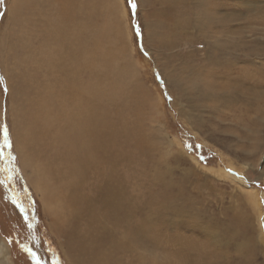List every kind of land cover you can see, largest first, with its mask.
I'll return each instance as SVG.
<instances>
[{"label": "rangeland", "instance_id": "obj_1", "mask_svg": "<svg viewBox=\"0 0 264 264\" xmlns=\"http://www.w3.org/2000/svg\"><path fill=\"white\" fill-rule=\"evenodd\" d=\"M51 1L55 7L50 0H0V240L10 250L6 259L0 255V264H76L71 239L51 227L62 214L56 218L49 207H63L64 196L49 205L33 188L28 177L36 182L45 163L35 157L30 162L18 146L24 137L18 122L19 112L50 101L48 86L55 101H67L61 72L43 58L68 57L81 37L86 44L80 47L90 45V16L98 31L95 101L109 108L129 136L121 143L126 154L116 170L137 201L133 208L147 206L136 217L176 195L165 215L167 230L154 236L174 242L177 260L264 264V0H136L134 11L129 0ZM68 2L78 13L60 50L49 21L56 24L57 12ZM227 66L259 84L245 80V87L230 86L237 88L230 92L221 86ZM189 69L194 87L185 96ZM231 101L247 103L250 110H232ZM26 142L31 153L44 148L43 142ZM221 168L244 175L243 185L260 195V209L235 181L216 175ZM101 169L107 171L105 162ZM158 253L147 251L144 262L162 260Z\"/></svg>", "mask_w": 264, "mask_h": 264}, {"label": "bare ground", "instance_id": "obj_2", "mask_svg": "<svg viewBox=\"0 0 264 264\" xmlns=\"http://www.w3.org/2000/svg\"><path fill=\"white\" fill-rule=\"evenodd\" d=\"M50 2L54 3L51 0ZM72 3L74 4V2ZM62 5L64 7L59 8V11L58 9L55 10L58 11L56 15L58 18L56 17L57 19L55 20L56 24L53 21H49L51 23L49 26L52 25L53 28V35L60 42V50H62L61 41L67 38L68 28L73 27L72 22H75L74 15H76L74 13L77 11V7L75 5L70 6V2ZM22 6L20 5V9ZM53 17L55 16L53 15ZM41 22L45 24L43 21ZM93 22L91 16L86 22V25H90V30L93 31L90 34L92 35L91 38L89 37L91 43H88L90 45L80 47L82 43H84L83 45L86 44L84 38L81 37V42H78L80 45L77 43L79 48L71 52L69 51L68 57L64 54V56L56 55L52 58L49 57L47 61H45L46 55L43 58L44 63L49 68L61 72L62 83H64L63 93L66 94L67 101H55L52 98L54 90L51 86H48L47 92L51 93L50 101H42L36 110L33 109L30 113L24 112L22 115V112H19L20 121L18 122L17 120V122L20 129H18V132L20 135L24 134V137L19 136L18 146L20 149H26L25 155L31 158L30 162L35 157V161L38 164L45 163V166L42 168L43 174H39L36 182L32 180L30 175L28 179L34 185L33 188L39 194L41 193V197L49 205H51L52 199L58 198L61 195L64 196L63 207L58 208L56 204H53V207H49L51 211L53 210L49 212L56 218H58V211L62 214L61 221L57 219L59 222L56 224L51 222V227L55 232H65V236L71 239L72 244H69L74 249L73 254L71 253L73 256L71 260L75 261L76 264H186L185 260L184 262L177 260V251H174L175 247L173 246L174 242L171 244L162 241L158 242V237L154 236L158 235L162 230H167L164 225L165 218L167 217L165 215H168L173 210L172 206L176 203L173 196L176 195L168 196L161 202L159 201L160 203L156 211L151 213L147 211L142 217L137 218L134 213H143L141 209H147V206L144 205V207L137 209L133 208V204L137 201H134V203L128 195V181L126 177L121 176L118 173L119 171L117 172L116 170L118 166L117 161H121L126 154L120 150L124 147L121 146V143L125 144L129 136L121 125L118 124L117 119L116 122L113 120L109 108L104 103L101 104L100 101H95L97 85L95 73L98 69V66H96L98 46L93 44V42L98 43V31ZM93 35L96 36L94 41ZM41 38L43 39L44 36ZM42 42L43 45H46L48 40L44 39ZM42 44L40 40L38 51L40 49L45 51ZM220 49H222V46ZM84 69L86 70V76L83 75ZM187 73V79L183 81L184 90L187 92L185 96L188 92L189 94L191 93L189 86L194 87V70L191 71L189 69ZM217 77L219 76L217 75ZM221 79L227 80V82H221V86L227 85L226 89L230 92L237 91V88L233 89L231 87H245L243 83L245 80L253 81L254 84L251 82L250 84L254 86L259 84L246 73H236L231 66L226 68L224 72L222 71ZM211 81L213 82V80ZM212 82L211 85L213 84ZM223 91L224 89L222 93ZM225 94L229 99H233V96H229L230 93L228 95L227 91ZM231 103H234L233 107H231L232 110L239 109L243 113H247L250 110L247 103L241 104L242 102L240 103V101H231ZM30 138L32 144L38 143V141L43 142L41 145L44 148L40 150L41 152L32 146L37 151H32L31 153V149L25 147V144L28 143L26 141L30 140ZM191 159L196 161L194 158ZM103 162L107 164V171L105 170V173L101 169ZM38 164L34 165L37 166ZM24 165L27 166V162H24ZM227 171L226 168H221L216 171V175L220 178H230L235 181L238 188L246 193L244 195L248 197L247 200L256 209H260V206H262L260 195L253 188H247L243 185L246 184L244 175L238 172ZM174 194L178 193L174 192ZM140 206H143V204ZM181 214L180 211L179 215ZM56 218H54V221ZM60 227L61 229L59 230ZM77 228L78 231H76ZM214 239L216 242L219 240L217 239V235H214ZM261 239L264 242V237H261ZM0 241V255L6 259L10 250L8 246L3 244V240ZM158 250L161 252L158 254L164 255L161 257L162 260L157 261L155 259L156 263L144 262V258H147V251H152L153 253ZM176 250H179V248L176 247ZM191 251L189 250V252ZM164 257L165 260H163Z\"/></svg>", "mask_w": 264, "mask_h": 264}, {"label": "snow or ice", "instance_id": "obj_3", "mask_svg": "<svg viewBox=\"0 0 264 264\" xmlns=\"http://www.w3.org/2000/svg\"><path fill=\"white\" fill-rule=\"evenodd\" d=\"M129 4L131 6V8L133 9V11L137 8V3H136V0H129ZM137 28H139V25H137ZM7 130L5 129V132Z\"/></svg>", "mask_w": 264, "mask_h": 264}]
</instances>
